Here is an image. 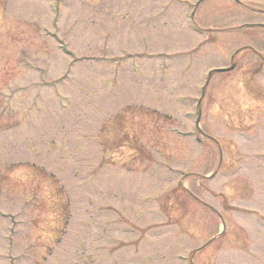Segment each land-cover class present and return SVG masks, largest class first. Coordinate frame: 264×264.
Returning <instances> with one entry per match:
<instances>
[{"label": "rangeland", "instance_id": "obj_1", "mask_svg": "<svg viewBox=\"0 0 264 264\" xmlns=\"http://www.w3.org/2000/svg\"><path fill=\"white\" fill-rule=\"evenodd\" d=\"M263 24L264 0H0V264H264Z\"/></svg>", "mask_w": 264, "mask_h": 264}, {"label": "water", "instance_id": "obj_2", "mask_svg": "<svg viewBox=\"0 0 264 264\" xmlns=\"http://www.w3.org/2000/svg\"><path fill=\"white\" fill-rule=\"evenodd\" d=\"M233 68H234V64L230 65L228 68L217 69L216 71L218 72L229 71V70H232ZM198 120H199V112H198V117L196 119V123L198 122Z\"/></svg>", "mask_w": 264, "mask_h": 264}]
</instances>
